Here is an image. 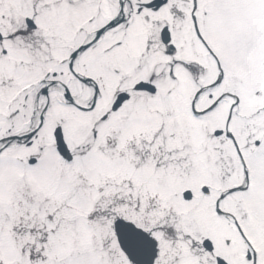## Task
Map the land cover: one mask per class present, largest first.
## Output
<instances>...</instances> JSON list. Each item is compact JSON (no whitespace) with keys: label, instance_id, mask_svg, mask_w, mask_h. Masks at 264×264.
<instances>
[{"label":"snow or ice","instance_id":"6c2138e0","mask_svg":"<svg viewBox=\"0 0 264 264\" xmlns=\"http://www.w3.org/2000/svg\"><path fill=\"white\" fill-rule=\"evenodd\" d=\"M0 264H264V0H0Z\"/></svg>","mask_w":264,"mask_h":264}]
</instances>
